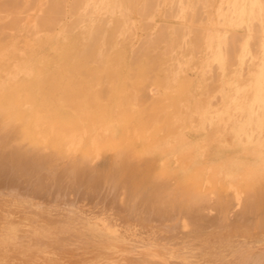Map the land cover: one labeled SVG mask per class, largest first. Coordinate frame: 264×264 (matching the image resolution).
<instances>
[{
    "label": "rangeland",
    "instance_id": "374dc122",
    "mask_svg": "<svg viewBox=\"0 0 264 264\" xmlns=\"http://www.w3.org/2000/svg\"><path fill=\"white\" fill-rule=\"evenodd\" d=\"M42 1L0 0V101L17 98L21 118L16 120L18 125L13 122V129L11 125L5 129L0 126V137L10 133L22 150L38 145L54 157L56 147L62 148L57 146L54 127L59 125L62 129L81 131L85 145L95 133L103 142H110L104 143L107 148L101 153L99 165H109L120 154V160L132 168L131 176L142 184L148 183L154 174H165L171 189L192 184L202 193L215 190L228 198L235 190L241 191L242 196L264 190V125L234 131L245 118L243 89L254 85L262 58L248 54L232 68L220 70L212 58L217 38L213 37L210 48L203 33L210 24L221 30L220 34L229 28L241 31L243 24L238 23V17L246 0H208L199 7L203 10L200 18L184 20L197 29V41L193 43V31H185L174 51L155 61L147 58L139 42L147 38V33L158 32L163 24L180 22L183 13L178 8L165 10L174 0H158L152 11L139 17L137 7L144 0H138L135 8L128 9L129 13L124 11L127 21L118 9L110 10L111 13L101 11L104 16L121 21V29L101 47L105 58L84 57V44L80 41L73 49L79 56L70 55L68 61L63 59L69 47L64 41L87 29V17H82L84 10L75 6L73 0H66L67 5L62 1L61 10L64 11L63 5L68 9L65 7L66 13L60 11L63 15L57 10V22L61 20L57 23L50 20L52 13L47 6L51 1ZM70 4L75 8L73 12ZM225 5L234 8L233 20L228 12L214 15L218 7ZM42 9L44 13L40 12ZM80 11L83 14L79 16ZM72 18L75 22H71ZM144 19L151 25L142 26ZM184 40L187 44L190 41L188 46L185 43L186 49L181 46ZM214 72L219 74L212 75ZM0 115L3 120L4 115ZM30 117H35L39 124L36 142L25 130ZM243 189L248 192L244 194ZM42 255L33 264H45Z\"/></svg>",
    "mask_w": 264,
    "mask_h": 264
},
{
    "label": "bare ground",
    "instance_id": "6f19581e",
    "mask_svg": "<svg viewBox=\"0 0 264 264\" xmlns=\"http://www.w3.org/2000/svg\"><path fill=\"white\" fill-rule=\"evenodd\" d=\"M47 1H51L47 6L52 13L50 20L57 22L55 13L57 10L66 13V6H62L63 11L60 4L65 1L67 5L68 0ZM73 1L84 10V14L82 11L78 14L82 12V17H87L88 26L82 32L75 30L80 33L64 41L69 47L63 59L68 61L70 55L79 56L73 49L75 43L81 41L84 57L103 60L101 47L112 40L121 21L117 17L104 16L101 11L118 9L127 21L124 11L135 8L138 0ZM157 1L144 0L137 7L138 17L149 13ZM207 1H171L165 10L171 12L178 8L183 17L180 22L161 25L158 32L147 33V38L139 42L147 58L155 61L169 55L185 31H193V43L196 42L200 36L197 29L184 20L200 18L203 10L199 7ZM31 3L26 6L29 10ZM70 8L72 12L75 10L72 5ZM43 9L40 12L44 13ZM224 12L233 20L234 8L229 5L218 7L214 15L222 16ZM148 19L141 25H151L146 22ZM238 23L243 24L241 31L229 28L220 34L221 30L211 24L203 31L210 48L213 37L217 38L212 58L220 70L232 68L248 54L262 58L254 85L243 89L245 118L236 125V133L244 126L264 125V0H246L240 7ZM186 40L181 46H185ZM19 104L13 96L0 101V112L4 115V119H0L2 128L11 125L13 129V122L21 120L17 110ZM38 125L37 119L30 117L25 127L34 142L38 137ZM54 127L57 146L62 147H56L54 157L44 153L38 145L22 150L13 142L10 133L0 137V264L37 263L36 258H40L41 253H45L42 258L47 264H264V190L248 192L243 189V193L248 192L243 196L241 191L235 190L228 198L215 190L202 193L192 184L171 189L165 174H154L148 183L142 184L131 176L132 168L120 160V154L109 165H99L101 153L107 148L104 143L110 142H103L95 133L85 145L81 131L62 129L59 125Z\"/></svg>",
    "mask_w": 264,
    "mask_h": 264
}]
</instances>
